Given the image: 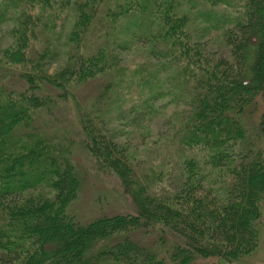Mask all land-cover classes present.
I'll return each instance as SVG.
<instances>
[{
	"label": "trees",
	"instance_id": "16d2710c",
	"mask_svg": "<svg viewBox=\"0 0 264 264\" xmlns=\"http://www.w3.org/2000/svg\"><path fill=\"white\" fill-rule=\"evenodd\" d=\"M223 1L0 0V25L12 13L0 50V264H239L255 252L264 204V113L256 118L264 0ZM198 20L221 30L227 53L191 32ZM125 37L163 60L154 71L177 68L175 77L159 81L154 72L137 84L139 94L133 89L128 101L140 116L184 87L167 175L142 168L109 130L103 107L123 94L116 84L127 71ZM101 78L96 96L82 97ZM72 111L79 145L73 134L45 131L51 117L70 121ZM78 146L99 174L117 178L133 212L75 220Z\"/></svg>",
	"mask_w": 264,
	"mask_h": 264
},
{
	"label": "rangeland",
	"instance_id": "374dc122",
	"mask_svg": "<svg viewBox=\"0 0 264 264\" xmlns=\"http://www.w3.org/2000/svg\"><path fill=\"white\" fill-rule=\"evenodd\" d=\"M223 2L230 3L234 2V0H224ZM225 8L222 4L216 11L220 14L224 12ZM11 17L12 13L10 11L7 12L5 20L8 21L0 25V50L10 42L7 31L11 26L9 20ZM68 28L69 24L66 23L65 31ZM191 32H197L199 35L198 38L207 43L209 50L218 53H227L228 47L222 40L221 30L215 29L206 22L198 20L192 21ZM98 40L100 41V39ZM98 40L96 41L97 43ZM101 40H103V38H101ZM125 40L127 42H125ZM122 41L126 44L127 49L120 54V56L122 57V65L124 66L123 70L125 71L126 69L127 71L123 78L121 77L119 79L120 81L116 84L118 86L116 92L117 94L123 93L126 95L122 97V94L119 100L116 98L118 104H115L114 108L113 104L112 107L110 106V103H113L112 100L106 101L105 106L103 104V110L107 109V113H109L107 116V122L110 126L109 130L115 131L117 135V137L115 136V140L125 144L130 157L134 159L135 162L139 163L142 168L151 171V173L153 171L158 172L159 168H161L164 175H167L168 172H171V169L166 168L164 164H172L173 162V160L170 159L176 152L175 149L178 146L176 143L179 140V129L177 124L183 119L181 111L185 110L184 87H180L176 91L170 90L168 93L169 95L164 99L158 98L154 100L152 104L154 110L149 111L144 117H142V115L140 116L138 110L134 107L135 104L128 101L129 96L133 94V89L136 95L139 94L141 91L137 84H140L141 88H143V82L147 83L146 80H148V76L152 75L154 72L159 81H163L169 77H175L177 68L171 66L158 73L154 71V69L157 68V65L160 66L163 60L152 58L147 50V45L137 43L134 39L130 40L127 37L123 38ZM56 69L57 65H53L50 72ZM2 82L8 83V79ZM104 82V78H101L100 82H96L93 86L85 87V89L81 91L82 97L90 98L96 96V85L99 86L104 84ZM156 85V88L160 87L158 83ZM129 86H131V89L130 91L128 90V93L126 89ZM163 86L164 85H162V87ZM117 100L115 101L116 103ZM81 103L83 102L81 101ZM258 103L259 111L257 112L256 118L264 113V96L259 98ZM71 113L70 121L66 122L59 120V116L57 120L51 117L52 120L49 121L51 122L50 125L45 124V131L58 136H61L60 133H62L65 138H70V134H73V137H75L79 145L80 138L79 134H77V129L79 128H76L78 125L76 120H74L76 112L74 113V111H72ZM262 145H264V143ZM74 150V165L78 171L77 173L81 177L80 191L72 205V214L75 220L80 225H86L99 217L133 212L127 205V199L124 198L121 193L120 183L117 178L114 176L112 177V175L99 174L94 168L91 157L86 152H82L83 149L80 148V146ZM239 264H264V204L261 206L258 247L254 253L243 259Z\"/></svg>",
	"mask_w": 264,
	"mask_h": 264
}]
</instances>
